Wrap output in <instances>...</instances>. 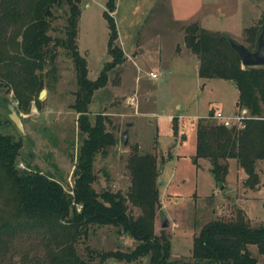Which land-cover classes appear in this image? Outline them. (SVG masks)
I'll list each match as a JSON object with an SVG mask.
<instances>
[{
	"label": "rangeland",
	"instance_id": "obj_1",
	"mask_svg": "<svg viewBox=\"0 0 264 264\" xmlns=\"http://www.w3.org/2000/svg\"><path fill=\"white\" fill-rule=\"evenodd\" d=\"M104 2L81 0L79 4L77 51L85 59L86 77L91 81L110 61L106 53V24L101 16ZM116 5L112 16L117 23V45L126 54L134 49L139 52L140 48L146 53L136 59V65L124 61L110 71L105 86L93 92L87 106L90 123L97 114L105 116L106 131L117 138L115 146L104 155L95 156L92 187L96 192L125 194L129 187L126 163L131 148L137 145L140 154L155 156L160 171L157 182L161 203L155 233L159 235L164 230L170 237L171 261L191 262L193 236L207 222L229 218L240 208L252 226L264 223V164L259 167V189L250 192L243 187L244 177L236 173V160H228L223 185L215 182L208 161L193 163L198 117L222 110L223 103L232 104L238 92L231 82L198 78V58L183 48L184 28L197 22L207 31L228 34L236 43L245 45V30L259 25L264 0H117ZM65 12L64 5L50 9L48 35L52 39L64 36ZM150 71L158 77L151 79ZM39 75L45 94L38 99L40 90L36 91L24 110L17 108L12 91L0 79V133L21 144L16 168L37 170L66 191L72 183V167L82 138L76 125L77 115L69 108L75 78L67 52L57 49L53 62L45 63ZM129 98H135L134 105L127 102ZM8 106L18 114L22 133L8 122ZM177 106H181L180 114L184 116L185 139L178 140L173 147L168 116L180 112ZM123 132L127 133V146L122 142ZM129 211L135 217L139 214L132 206ZM163 217L169 222L166 229L161 228ZM30 245L16 244L9 253L10 263L31 264L40 257L41 252ZM136 245L130 235L118 228L91 226L75 248L77 255L86 260L87 250L92 256L108 251L129 252ZM248 249L257 264H264V256L256 246ZM147 260L148 257L142 261ZM103 264L128 263L107 259Z\"/></svg>",
	"mask_w": 264,
	"mask_h": 264
},
{
	"label": "trees",
	"instance_id": "obj_2",
	"mask_svg": "<svg viewBox=\"0 0 264 264\" xmlns=\"http://www.w3.org/2000/svg\"><path fill=\"white\" fill-rule=\"evenodd\" d=\"M81 0H0V79L12 91L17 108L28 107L31 96L42 89L40 71L53 62L57 49L67 52L74 71L75 91L69 108L77 115L82 137L71 172L72 183L64 190L56 181L37 170L18 169L15 158L21 147L0 133V264L10 263L9 253L16 244L27 243L41 252L31 264H103L107 259L128 264H257L248 249L256 246L264 256V223L252 226L245 212L236 208L229 218L207 222L193 236L191 262L170 260V237L155 233L160 208L157 158L131 148L126 168L129 187L125 194L110 190L96 192L92 171L96 155L117 143L114 133L106 131L108 118L101 114L90 123L87 106L95 90L103 88L107 75L125 61L117 45L118 31L112 14L116 0H105L102 18L106 24V62L95 80H88L86 62L77 51L76 36ZM66 7L63 38L52 39L50 9ZM264 24L245 30V47L253 52ZM10 29V30H9ZM7 31L10 33L6 36ZM6 36V37H5ZM228 34L210 32L197 22L184 28V47L198 58V78L219 79L234 84L238 91L237 109H246L251 119L242 130L225 128L211 119L200 118L195 127L193 163L209 162L216 183L223 185L228 160H236L243 173V187L255 190L260 165L264 164V67L242 68L231 48ZM39 91V92H40ZM36 105L38 102L35 101ZM237 110V111H238ZM9 122V120H8ZM177 135V121L172 120ZM129 206L136 208L135 217ZM91 226H112L133 238L137 245L129 252L95 253L79 257L75 245L84 240ZM97 259L94 262V258ZM148 257L147 262L142 260ZM26 264V263H22Z\"/></svg>",
	"mask_w": 264,
	"mask_h": 264
},
{
	"label": "water",
	"instance_id": "obj_3",
	"mask_svg": "<svg viewBox=\"0 0 264 264\" xmlns=\"http://www.w3.org/2000/svg\"><path fill=\"white\" fill-rule=\"evenodd\" d=\"M229 44L234 52L237 54L241 67H264V24L262 30L257 38L255 51H249L244 45L236 43L232 39L228 38ZM45 94L44 90H41L38 94V99H40ZM8 120L15 125V127L22 133V125L18 114L15 112L13 107L8 106ZM122 142L124 146L128 144L127 133H122ZM169 226L168 220L163 217L161 219V228L166 229Z\"/></svg>",
	"mask_w": 264,
	"mask_h": 264
},
{
	"label": "crops",
	"instance_id": "obj_4",
	"mask_svg": "<svg viewBox=\"0 0 264 264\" xmlns=\"http://www.w3.org/2000/svg\"><path fill=\"white\" fill-rule=\"evenodd\" d=\"M117 1V0H116ZM116 9H117V5H116ZM116 12V11H115ZM115 14V13H114ZM79 17H80V15H79ZM116 22V21H115ZM116 27H117V23H116ZM118 31V30H117ZM183 48L184 49H186L185 47H184V45H183ZM122 50H123V53H124V56H125V64H128V62H130V63H132V64H134V65H136V59L137 58H139L141 55H144L145 53H146V51L144 50V49H142V48H140L139 50V52H137L136 50L137 49H134V51L133 52H130V54H126L125 53V51H124V49L122 48ZM158 63L160 64L161 63V60L159 59L158 60ZM199 65V64H198ZM140 69V68H139ZM149 73H154V72H152V71H150V72H148V74ZM156 74V73H155ZM157 75V74H156ZM158 77V76H157ZM212 80H214V79H211V80H208L209 82L210 81H212ZM220 81H222V80H220ZM207 84V83H206ZM205 85V84H204ZM203 85V86H204ZM202 86V87H203ZM238 92V91H237ZM237 99H238V93H237V95H236V98L233 100V103L231 104L230 102L227 104V103H223V104H221L222 106V110H217V111H220L221 113H223L224 115H232V114H234V113H236L237 112V106H236V103H237ZM145 102V101H144ZM177 109L180 111L181 110V106H177ZM231 109H233L232 111H231ZM181 113V111L177 114V115H169L168 116V121H169V123L171 124V133H172V137H173V143L171 144L173 147L177 144V141L178 140H181L182 141V139L184 140L185 139V137H184V132H183V125H182V123H183V120H184V116L182 115V114H180ZM212 114L214 113V112H211ZM210 114V113H209ZM208 114V115H209ZM200 118H204V117H198V119H200ZM173 119H175L176 121H177V135H174L173 134V129H172V120ZM156 129H158L157 127H156ZM200 160H203V159H200ZM199 161V160H198ZM229 170V169H228ZM236 173L238 174V173H240V176H242V177H244L243 176V173H242V171L240 170V168L237 166V163H236ZM261 182V181H260ZM258 188V187H257ZM255 189V190H258V189ZM251 192V191H250Z\"/></svg>",
	"mask_w": 264,
	"mask_h": 264
},
{
	"label": "built area",
	"instance_id": "obj_5",
	"mask_svg": "<svg viewBox=\"0 0 264 264\" xmlns=\"http://www.w3.org/2000/svg\"><path fill=\"white\" fill-rule=\"evenodd\" d=\"M148 76L151 79L157 78L155 73H149ZM127 102L134 105L135 98H129ZM211 119L225 128L234 127L237 130H242L245 127V121L251 119V117L246 109H241L232 115H224L220 111H216L212 114Z\"/></svg>",
	"mask_w": 264,
	"mask_h": 264
}]
</instances>
